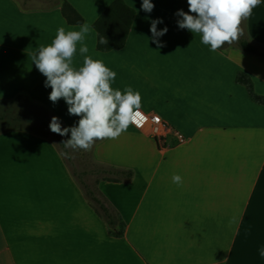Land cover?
<instances>
[{
    "label": "crops",
    "instance_id": "1",
    "mask_svg": "<svg viewBox=\"0 0 264 264\" xmlns=\"http://www.w3.org/2000/svg\"><path fill=\"white\" fill-rule=\"evenodd\" d=\"M65 1L94 27L115 0H0V264H264V106L236 82L245 72L264 96V58L238 42L210 51L199 34L180 29L176 12L189 11L187 0H151L150 13L142 0H124L135 11L125 47L98 51L94 31L85 55L116 73L114 90L138 91L171 126L168 147L133 125L80 154L75 173L49 124L56 116L70 127L79 117L63 99L49 100L46 77L32 63L60 27L79 30L62 13ZM156 19L158 30L168 28L160 48L151 39ZM240 26V40L264 48V0ZM26 113H40L48 127L26 129L15 120ZM118 173L130 178L106 180Z\"/></svg>",
    "mask_w": 264,
    "mask_h": 264
},
{
    "label": "clouds",
    "instance_id": "2",
    "mask_svg": "<svg viewBox=\"0 0 264 264\" xmlns=\"http://www.w3.org/2000/svg\"><path fill=\"white\" fill-rule=\"evenodd\" d=\"M187 3L188 12L183 9L176 12L181 18L177 21L178 27L194 35L199 34L201 43L215 52L226 44L240 40L243 35L242 21L262 0H187ZM154 7L151 0H142L141 8L145 12L150 13ZM159 23H163L162 19L152 20L150 27L151 39L158 48L164 46L159 37L168 31L167 27L158 30ZM78 27V31H66L60 27L51 44L40 46L32 55V63L46 77L44 86L51 88L49 100L55 104L63 99L68 106V114L79 117L78 122L70 127H62L56 116L49 124L53 133L60 136L71 134L69 139L62 141L66 150L63 154L69 159L74 158L73 153L77 151H91L98 140L118 139L130 126L141 127L147 119L141 112L140 93L130 86L123 92L114 90L111 84L116 73L103 61L85 55L89 52L85 43L87 34L95 31L96 37H99L97 42L101 45H107V38L88 23ZM78 44L83 64L76 68L73 59ZM172 181L178 186L183 183L178 174L172 176ZM260 255L264 257V248Z\"/></svg>",
    "mask_w": 264,
    "mask_h": 264
},
{
    "label": "trees",
    "instance_id": "3",
    "mask_svg": "<svg viewBox=\"0 0 264 264\" xmlns=\"http://www.w3.org/2000/svg\"><path fill=\"white\" fill-rule=\"evenodd\" d=\"M62 13L66 18L67 22L70 25H81L84 23L83 18L78 14V12L68 3L64 2L62 5ZM135 18V11L129 7L124 0H115L100 16V18L95 22L94 28L104 37L107 38V45H101L97 42V49L100 52H110L114 50H120L125 47L127 38ZM99 40V37H98ZM239 47L248 53H252L264 58V48L252 45L246 41L239 40ZM236 82L239 85H242L246 88L250 99L259 105L264 106V96L258 95L255 91V86L252 78L245 72H238L236 75ZM6 115V114H5ZM5 115H0V120L5 119ZM40 113L34 114L32 117L28 114H22V119L18 118L15 120H22L23 125L27 126L26 129L31 131H38L43 129L44 126L48 124L46 122H41ZM38 117V118H37ZM48 127V126H47ZM113 175H116V172L110 171ZM119 175H124L120 178H106L108 181L119 182L123 178L129 179L130 173H118ZM83 186L88 195L92 196V193L89 191L87 185L82 181ZM92 199L95 201V204L99 207L100 211L107 218L110 228L114 226V217L106 208V206L101 203L98 199H95L92 196ZM125 224L122 223L121 230L118 232V236H122L125 232ZM112 233V230H110Z\"/></svg>",
    "mask_w": 264,
    "mask_h": 264
},
{
    "label": "built area",
    "instance_id": "4",
    "mask_svg": "<svg viewBox=\"0 0 264 264\" xmlns=\"http://www.w3.org/2000/svg\"><path fill=\"white\" fill-rule=\"evenodd\" d=\"M141 112L147 119L144 120L141 127H136L141 133L153 138L161 148L168 147L167 138L171 132V126L165 122L159 115L149 110L145 105H142ZM177 142L180 144L184 138L177 135Z\"/></svg>",
    "mask_w": 264,
    "mask_h": 264
},
{
    "label": "rangeland",
    "instance_id": "5",
    "mask_svg": "<svg viewBox=\"0 0 264 264\" xmlns=\"http://www.w3.org/2000/svg\"><path fill=\"white\" fill-rule=\"evenodd\" d=\"M38 4H40V2H38ZM54 134H55L54 137H56L57 141L59 142L58 143L59 147L62 149V151L64 153L66 150L63 148L62 141H65V140L69 139L70 137H68V136H60L59 134H56V133H54ZM83 152L85 154V151H83V150H80V151H77V152L73 153L74 158H72V159H69L68 157H66L64 155L66 160H67V162H68V164L70 165L71 169H73V171L75 173H79V169H81V167L83 165V163L81 161H79L80 154H83ZM86 153L88 154L87 151H86ZM86 162L90 164V166H91L90 168L93 167V161L92 162L91 161L88 162V159L86 158ZM84 179L86 180V182H89L91 184H94L95 180H96L95 177H86Z\"/></svg>",
    "mask_w": 264,
    "mask_h": 264
}]
</instances>
